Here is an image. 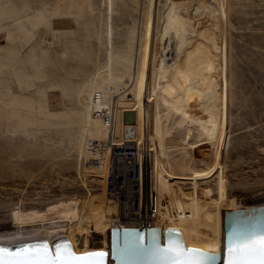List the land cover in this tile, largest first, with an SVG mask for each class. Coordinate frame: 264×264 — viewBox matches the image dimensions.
Listing matches in <instances>:
<instances>
[{"label": "rangeland", "instance_id": "rangeland-1", "mask_svg": "<svg viewBox=\"0 0 264 264\" xmlns=\"http://www.w3.org/2000/svg\"><path fill=\"white\" fill-rule=\"evenodd\" d=\"M220 1L222 78L213 93L224 106L198 125L183 103L174 108L166 167L187 189L253 206L264 203V0ZM138 2L0 0V31L23 25L0 34V231L12 226L17 205L44 209L100 194L104 178L83 153L93 125L83 93L91 75L107 97L118 86L120 77L108 76L109 40L115 56L127 52Z\"/></svg>", "mask_w": 264, "mask_h": 264}, {"label": "bare ground", "instance_id": "bare-ground-1", "mask_svg": "<svg viewBox=\"0 0 264 264\" xmlns=\"http://www.w3.org/2000/svg\"><path fill=\"white\" fill-rule=\"evenodd\" d=\"M140 1L127 52L115 56L109 40L108 76L118 75V86L111 84L107 97L91 75L86 82L88 94L83 93L84 101L89 96L93 116L92 136L83 153L95 157L97 163L91 170L104 178L100 194L75 195L44 209L26 210L17 205L11 213L12 226L0 231V240L66 230L76 252L109 249L111 216L116 208L105 190L112 145L106 141L111 134L112 140L119 142L124 130L134 132L138 140H149L147 186L155 193L156 220L163 227H181L184 243L219 244L224 209L250 207L231 198H211L207 190L187 189L167 170L168 164L166 167L174 108L183 103L184 116L198 125L205 114L213 116L224 106V95L213 93L215 83L222 78V42L215 34L221 1L197 0L191 6L186 0ZM16 28L23 29L20 21L14 23ZM96 92L101 96L95 98ZM174 93L180 96L173 99ZM104 111L112 115L108 123ZM127 113L135 123L125 122ZM182 125L179 120L177 127Z\"/></svg>", "mask_w": 264, "mask_h": 264}, {"label": "water", "instance_id": "water-1", "mask_svg": "<svg viewBox=\"0 0 264 264\" xmlns=\"http://www.w3.org/2000/svg\"><path fill=\"white\" fill-rule=\"evenodd\" d=\"M237 233H255L257 236L264 234V203L224 209L223 226H219V244L184 243L181 227H161L157 224L142 227L122 221L112 222L109 249L76 252L66 230L2 239L0 248L15 251L26 244L47 242L53 250L56 244H62L73 249L77 255L104 252L103 264H161L155 253L158 248L167 247L171 240L180 242L187 249L196 248L215 255L217 258L210 264H228L229 236Z\"/></svg>", "mask_w": 264, "mask_h": 264}, {"label": "built area", "instance_id": "built-area-1", "mask_svg": "<svg viewBox=\"0 0 264 264\" xmlns=\"http://www.w3.org/2000/svg\"><path fill=\"white\" fill-rule=\"evenodd\" d=\"M98 96L101 93L96 92L95 98ZM103 113L104 121L108 123L112 115L106 111ZM124 116L126 123H135L131 113ZM111 137L109 134L106 141L112 142V145L108 155L105 190L116 208L111 216L112 222L128 221V225L147 227L157 224L163 227L156 220L155 193L147 186V166L151 153L149 140L147 137L138 140L134 132L127 133L125 130L119 142L113 141Z\"/></svg>", "mask_w": 264, "mask_h": 264}, {"label": "snow or ice", "instance_id": "snow-or-ice-1", "mask_svg": "<svg viewBox=\"0 0 264 264\" xmlns=\"http://www.w3.org/2000/svg\"><path fill=\"white\" fill-rule=\"evenodd\" d=\"M155 255L161 264H210L217 257L200 249L185 248L180 242L169 241ZM104 252L77 255L66 245L47 242L26 244L15 251L0 248V264H103ZM99 257L100 259H92ZM228 264H264V234L237 233L229 236Z\"/></svg>", "mask_w": 264, "mask_h": 264}, {"label": "crops", "instance_id": "crops-1", "mask_svg": "<svg viewBox=\"0 0 264 264\" xmlns=\"http://www.w3.org/2000/svg\"><path fill=\"white\" fill-rule=\"evenodd\" d=\"M16 22H17V21H16ZM20 22L22 23V21H20ZM13 29H14V24H13L12 26H10V27H6V28L2 29V30L0 31V34H1V36H2L3 38L12 37V35L6 36V34H10V33L12 34Z\"/></svg>", "mask_w": 264, "mask_h": 264}]
</instances>
